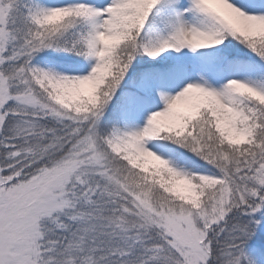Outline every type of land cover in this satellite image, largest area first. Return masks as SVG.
Masks as SVG:
<instances>
[{
    "label": "snow or ice",
    "instance_id": "1",
    "mask_svg": "<svg viewBox=\"0 0 264 264\" xmlns=\"http://www.w3.org/2000/svg\"><path fill=\"white\" fill-rule=\"evenodd\" d=\"M0 264H264V0H0Z\"/></svg>",
    "mask_w": 264,
    "mask_h": 264
}]
</instances>
